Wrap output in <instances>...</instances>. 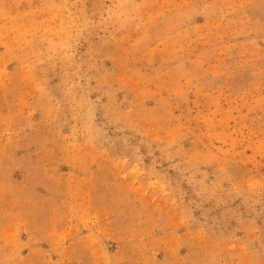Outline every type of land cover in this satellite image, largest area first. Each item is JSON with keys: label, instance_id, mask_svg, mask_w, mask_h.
Returning a JSON list of instances; mask_svg holds the SVG:
<instances>
[{"label": "rangeland", "instance_id": "rangeland-1", "mask_svg": "<svg viewBox=\"0 0 264 264\" xmlns=\"http://www.w3.org/2000/svg\"><path fill=\"white\" fill-rule=\"evenodd\" d=\"M0 264H264V0H0Z\"/></svg>", "mask_w": 264, "mask_h": 264}]
</instances>
